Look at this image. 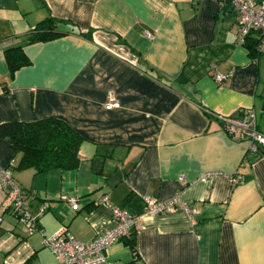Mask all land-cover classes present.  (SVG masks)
I'll list each match as a JSON object with an SVG mask.
<instances>
[{
	"label": "crops",
	"instance_id": "0c3cea01",
	"mask_svg": "<svg viewBox=\"0 0 264 264\" xmlns=\"http://www.w3.org/2000/svg\"><path fill=\"white\" fill-rule=\"evenodd\" d=\"M48 15L66 21L64 33L24 44L30 63L10 76L4 50ZM236 30L229 0H0V123L56 117L84 139L76 169L36 172L17 170L20 155L0 136V164L35 193L31 209L47 202L37 218L45 234L65 226L88 242L116 206L139 216L138 255L126 239L107 249L110 260L264 264V153L208 113L252 106L264 133V53L255 58ZM215 71L228 76L217 82ZM108 93L118 107H104ZM62 195L76 196L79 208ZM176 195L189 212L145 210V197ZM3 197L0 187V205ZM0 216V264H63L40 232L27 235L8 211Z\"/></svg>",
	"mask_w": 264,
	"mask_h": 264
},
{
	"label": "built area",
	"instance_id": "2783aa9c",
	"mask_svg": "<svg viewBox=\"0 0 264 264\" xmlns=\"http://www.w3.org/2000/svg\"><path fill=\"white\" fill-rule=\"evenodd\" d=\"M231 7L237 13V30L235 40L240 44H246L247 39H256V51L264 53V0H229ZM228 74L215 71L214 78L222 82ZM119 106V101L112 93L107 94L104 107L111 109ZM217 118L222 130L230 137L249 141V151L252 153H264V133L260 132L256 125V110L250 106L240 108L235 116L222 115L209 112ZM11 164H0V187L4 191L0 211H8L14 219L23 226L27 235L36 231L41 234V243L50 249L55 259L63 264H124L121 261L110 260L107 257V249L115 242L130 238L137 228L139 216L133 212L112 206V222L101 232L97 233L90 241L82 242L75 238L65 226L60 227L53 234L47 235L38 227L37 218L47 208V202L38 204L36 211L31 209L36 195L32 190L22 188L14 180ZM215 171H207L203 174L206 178H212ZM179 180L185 184L182 174ZM234 182L242 180V175L236 173L232 177ZM73 210L79 208L76 196H65ZM100 200L111 205L107 195H102ZM177 207H182L189 212L190 208L180 201L178 196L160 201L152 197H145V210L152 213L169 212ZM1 220V216H0Z\"/></svg>",
	"mask_w": 264,
	"mask_h": 264
},
{
	"label": "trees",
	"instance_id": "16d2710c",
	"mask_svg": "<svg viewBox=\"0 0 264 264\" xmlns=\"http://www.w3.org/2000/svg\"><path fill=\"white\" fill-rule=\"evenodd\" d=\"M226 4L228 2L224 3V10L228 9ZM64 23L66 21L48 15L28 32L22 44L6 48L4 54L9 75L12 76L16 69L30 63L23 51L24 44L47 41L62 35L64 31H61L59 26ZM246 44L256 58L259 54L256 51L257 40L249 38ZM0 136L8 137L14 154L20 155L15 168L17 170L32 168L36 172L76 169L79 164L78 151L84 140L67 122L56 117L2 122ZM126 243L130 246L134 257H137L134 233ZM23 264H31V261L28 259Z\"/></svg>",
	"mask_w": 264,
	"mask_h": 264
}]
</instances>
